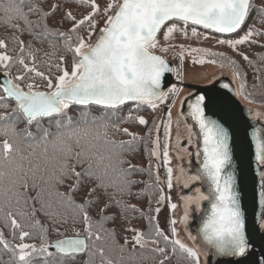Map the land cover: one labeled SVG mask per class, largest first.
Returning <instances> with one entry per match:
<instances>
[{"label":"snow or ice","instance_id":"obj_1","mask_svg":"<svg viewBox=\"0 0 264 264\" xmlns=\"http://www.w3.org/2000/svg\"><path fill=\"white\" fill-rule=\"evenodd\" d=\"M71 2L83 8L79 16L68 6L69 0H0L3 23L11 29L10 37L0 39V264H117L111 253L117 249L124 252L129 245V261L138 249L153 245L150 251L155 254V264H172L174 259L177 264H201V256L207 264L210 255L227 258V264H241L250 256L251 264H264V252L254 254L247 234L238 178L232 170L227 121L208 116L209 112L216 115L214 109L224 93L209 89L188 104L187 115L199 129L196 133L189 127L188 145L197 148L199 167L195 174L180 169L185 178L183 187L190 194L181 195V219L167 221L171 236L151 213L159 214L160 205L166 204L170 210L177 205L157 187V207H151L155 193L150 195L148 189L164 183L158 174L155 185L146 184L144 189L133 191L143 183L134 180L133 174L145 170L127 157L138 151L145 138L122 127L148 126L144 116L139 115L141 109L155 110L179 93L176 84L167 91L162 87L166 73H175L177 80L181 79L180 70L171 67L164 55L176 47L172 43L175 34L188 38L190 30L192 37L199 38V29H203L207 39L208 31L238 33L253 12L255 19L264 24V0L259 4L256 0H105L103 5L99 0ZM61 10L58 24L70 25L65 30L48 24ZM29 16L36 19L29 20ZM25 34L29 39H22ZM258 36H264V30L253 25L239 38L219 39L217 43L227 44L251 63L238 46L255 44L253 37ZM35 43H47L51 51L38 59L41 50L34 47ZM179 47L181 64L185 50L203 53L212 58L208 62L213 64L217 63L215 57H223V53L207 49H185L183 44ZM60 51L64 54L57 56ZM204 62L202 58L193 60ZM228 64L236 68L235 61L229 60ZM254 72L264 84L261 68H254ZM240 75L236 68L233 76L239 79ZM240 88L251 102L250 94L244 93V83ZM129 104L132 107L128 113L122 114ZM73 108L76 116L68 114ZM93 109L100 114L93 115ZM171 122L169 108L168 120L154 121L145 134L151 137L157 133L147 154L159 160L158 133L161 127L164 129L162 161L169 192L174 178L169 166ZM20 124L22 128H18ZM252 137L258 206L264 209V139L259 129L253 130ZM145 148L147 151V145ZM197 182L207 185V191L193 189ZM61 187L66 191L61 192ZM30 189L36 190L35 196H28ZM145 195H149L147 211L132 202L141 201ZM203 201L210 204V209L197 235L189 233L191 244H187L176 238L175 226L181 223L187 228L192 212H200ZM140 219L148 221L147 232L134 225ZM69 225L71 236L66 235ZM253 225L264 234V211L256 214ZM117 228L132 233L130 238H123V244L117 240ZM53 234L54 240L50 239ZM5 253L8 260L2 259ZM81 255L88 259L79 261Z\"/></svg>","mask_w":264,"mask_h":264},{"label":"rangeland","instance_id":"obj_2","mask_svg":"<svg viewBox=\"0 0 264 264\" xmlns=\"http://www.w3.org/2000/svg\"><path fill=\"white\" fill-rule=\"evenodd\" d=\"M201 36L199 38L192 37L191 31L189 30L188 38H184L180 34H175L174 39L172 43L176 45L173 49H170L168 53L164 54L166 59L172 63H176L177 61L180 62L179 56L181 55V48L179 45L183 44L185 46V49L191 47V48H200V49H207L209 51L217 50L218 53H226L229 51H234L231 49L227 44H219L217 43V40L219 39H237L239 37L235 38H219L217 36H212L207 33L208 38H204V31L200 30ZM161 43H163L162 40V34H161ZM244 45H239V50ZM183 63L179 66H176L177 69L180 70L181 73V79L177 80L176 74L174 77V83L179 88V93L172 97L169 101H167L164 104H161L158 106V110L162 111V117L159 119V122L161 121H167L168 120V110L171 108V126H170V138L168 139L169 144V156H170V167L173 169V187L171 191L167 189L166 186V180H167V173L166 169L163 166L162 161V152H163V145L161 143V140L165 142V136H164V129H162V139L160 132L158 133L160 138V152H161V158L158 160L155 157V163H156V171L157 174L160 177V180L164 183H161L160 186L164 190V193L166 195H170L171 202L175 203L177 205V208L175 210L168 209L167 205H160L161 212L159 214L155 215L157 216V221L159 223V226L165 230L166 234L171 236V233L168 231L169 219H176L179 221L181 217L183 216V204L181 201V195H188L190 194L189 189H185L183 187L184 183V177L181 175L180 169L183 168L184 171L187 174H195L193 172L192 165L198 162V158L195 155V152L197 151V148L194 146L188 145V135H189V127H193L189 125L185 118L182 116L181 110L183 103L181 101H184L186 98L191 96L200 95L199 92L195 90H191L186 88V86H199V87H209L214 82L220 79L228 80L234 87L237 97L239 101L246 106L248 109H251V112L256 120H258L262 125H264V104H257L255 102H250L249 100H246L240 92L239 84L236 80V78L233 76L232 71L222 67L221 65L215 63H209L208 60L210 59L207 56H204L203 53H197V54H190L188 51L183 52ZM202 58L205 60L203 64L199 63H193L194 59ZM211 81V82H210ZM256 113H260L259 116H255ZM157 133L155 134L156 137ZM197 142V138H196ZM187 149V150H185ZM189 153H192V155H189ZM176 177H180L179 180L176 179ZM200 187L201 184L199 182L192 185V188ZM202 190V188H201ZM207 201H203L201 203V210L203 204ZM157 207V205H156ZM201 212V211H200ZM200 212L193 211L191 214V219L187 225V228H185V225L181 223H177L175 226L177 229V237L183 242L187 244H191V241L189 240V233L192 235L194 234V229L198 228L196 227V219ZM264 237V234H262ZM150 247H153V245H149ZM153 255L150 254L148 256L149 261L154 262ZM252 256H250L247 260H242L241 264H251ZM125 263V262H122ZM172 264H177V260H173ZM201 264H205V257L201 256ZM207 264H211V257L209 256L207 258ZM217 264H227L226 259H220L218 260Z\"/></svg>","mask_w":264,"mask_h":264},{"label":"trees","instance_id":"obj_3","mask_svg":"<svg viewBox=\"0 0 264 264\" xmlns=\"http://www.w3.org/2000/svg\"><path fill=\"white\" fill-rule=\"evenodd\" d=\"M49 3L54 2V0H48ZM99 2L101 3V5H103L105 3V0H99ZM257 4H259V0H256ZM42 7L45 8V10H47V5L46 4H41ZM74 14L76 15H80L81 12H83V8H79L77 6V4L72 3L71 0H69V5ZM25 11H27V9H25ZM63 15V10H61L60 12H58L54 17H52L49 21L48 24L49 26H59L61 27V30H65L66 28H68L70 25L65 23L63 26H60L58 24L61 16ZM256 17V13L253 12L252 14V18H249L247 23L243 26V30L242 31H238V33H234L232 35L229 36H221L215 33H212L210 31H208L207 33L209 35L212 36H217L219 38H235V37H239L242 36L244 34L245 31H247V29L250 26H255L257 29H261L264 30V24H261L258 22L257 19H255ZM29 20H35L36 17L35 16H29L28 17ZM202 31L205 32V30L200 29ZM11 35V29L8 28L4 23H3V14L0 13V39L3 38H8ZM22 39H29V37L25 34L24 36H22ZM93 39H95V37H93ZM253 39H255L257 41V43L253 44V43H246L244 44V46L239 50V52L243 53L244 55H247L249 58V61H251V63L244 61L242 59V57L240 55L237 54L236 51H229L226 53H223V57L217 56L214 59L217 60V64L219 65H223L222 67L232 71V73L234 71H236V68H238L240 70V77L239 79L236 78L239 87L241 85V83H244L245 88H244V93L250 94L251 97V102H255L257 104H264V84H261V81L256 79V74L254 72V68H261L262 72H261V80H264V36H258V37H253ZM12 45L9 44V48H11ZM34 47L39 48L41 51L37 54L38 59H40L41 57H43V54L45 52H50L51 49L49 48L47 43L44 44H40V43H35ZM210 52H215L218 53L217 50H213ZM220 53V52H219ZM11 54V53H10ZM64 54L63 51L57 52L56 55H62ZM210 59H212L211 57H209ZM68 60H69V64L67 65L70 68V62H71V56H68ZM232 60L236 62V68H233L231 66H229L228 61ZM43 70V69H42ZM15 74V73H14ZM254 85H256L254 87ZM240 92H241V88H240ZM241 95L245 98V95L241 92ZM249 100V99H246ZM250 101V100H249ZM132 105L129 104L128 106H126L123 109V113L124 115H126L129 111V108H131ZM0 111H3L2 109H0ZM70 116H76L77 115V111L76 108H73L69 111L68 113ZM93 115H99L100 112L96 109H93ZM139 115H143L144 118L148 121V126H141L138 124H124L122 125V127H128L130 131L137 133L139 136L144 137L145 139L143 141H141L138 145V151L134 154L129 155L127 158L131 161L132 164L143 168L145 171H143L142 173H135L133 174V179L134 180H138V181H142L143 183H140L138 185H136L133 189V191H140L141 189L145 188L146 184H151V185H155V179H156V175H157V171H156V163H155V157H149L147 152L150 151L153 148V144H152V140L155 139V134L156 132H153L151 137L146 136L145 134L149 131V128L152 127L153 122L155 121L156 123H159V119L162 117V111L158 110V107L155 110H151L148 108H142L141 111L139 112ZM45 126H47V122H45ZM23 125L20 124L18 125V128H22ZM160 134L162 132V129L160 128ZM118 139H124L127 140L129 139V137L127 136H119L117 137ZM0 139H3L2 137H0ZM161 139H162V134H161ZM162 145L164 144L163 140H161ZM145 145H147V151L145 148ZM125 167H127V165H125ZM29 183H31V181H29ZM157 187L161 188L160 185L158 186H154L153 188L148 189L149 194H153L155 193V195H152V204L151 207L155 208L156 207V203H155V198L156 196L159 195V192L157 191ZM61 192L66 191L65 188L61 187L59 189ZM21 191H23V189H21ZM36 195V190L34 189H30L28 191V196L29 197H33ZM133 203H138V206L143 208L145 211H147L148 209V202H149V195H145V197L137 202L135 200L132 201ZM36 207H39V204L36 205ZM152 215H155V213H151ZM38 218H40L41 220H43V217L38 213ZM134 225L138 228H141L143 231L147 232L149 229V224L148 221L146 219H140L137 221H134ZM109 227H112L111 224L108 225ZM63 231V229H62ZM118 231V235H117V240L120 244H123L124 242V237H131L132 233L130 232H124L122 230H120L119 228H117ZM73 234L71 225L67 226V231H66V235L71 236ZM6 236H7V232H6ZM8 239H11L10 236L7 237ZM55 235H51L50 239H55ZM161 246H163V243H161ZM150 246L144 250H137L136 252V256L132 261L128 260L129 255L131 254V245L128 246V250L124 251V252H120L118 249L114 252L111 253L112 258L117 262V264H155V261H149L148 256L150 254H152L153 256L155 255L154 253H152L150 251ZM9 256L7 253H5L2 256L3 260H8ZM88 257L87 255H81L78 257L79 261H83V260H87ZM125 262V263H122Z\"/></svg>","mask_w":264,"mask_h":264},{"label":"water","instance_id":"obj_4","mask_svg":"<svg viewBox=\"0 0 264 264\" xmlns=\"http://www.w3.org/2000/svg\"><path fill=\"white\" fill-rule=\"evenodd\" d=\"M219 34V33H216ZM228 36L232 34H219ZM168 61V60H167ZM169 65L174 68L173 64L169 62ZM174 83V73H166L162 82L164 91L168 90V87ZM228 84V88H223L222 85ZM188 89L195 90L200 94H204L207 90L219 91L225 95L219 97V103L214 111L216 115L211 112L208 113L209 118L220 120L223 117L227 123L225 126L229 129V142L233 153L232 170L236 172L238 178V191L241 195L242 210L245 213L248 224V237L253 245V252L255 255H259L264 252V238L262 234L254 229L253 219L257 213L264 211L258 206L257 197V168L254 164V151L255 143L253 141L252 132L254 129L260 130V136L264 139V125L258 122L253 117L252 112L244 106L238 99L236 91L233 85L225 79H220L214 82L209 87L199 86H186ZM195 96L188 97L184 100L181 113L184 116L186 122L191 125L194 132L198 133L199 129L195 126V122L187 115L189 109L188 104L194 101ZM223 122V121H221ZM197 143L201 144L202 141L197 137ZM202 159V157H201ZM199 167V160L192 165L193 172L195 173ZM202 191H207V185H201ZM210 209V204L205 202L202 206V210L196 219L198 227L205 213ZM198 228L194 229V234L197 235ZM211 264H215L219 259L211 256Z\"/></svg>","mask_w":264,"mask_h":264},{"label":"flooded vegetation","instance_id":"obj_5","mask_svg":"<svg viewBox=\"0 0 264 264\" xmlns=\"http://www.w3.org/2000/svg\"><path fill=\"white\" fill-rule=\"evenodd\" d=\"M226 260H227V258H226Z\"/></svg>","mask_w":264,"mask_h":264}]
</instances>
